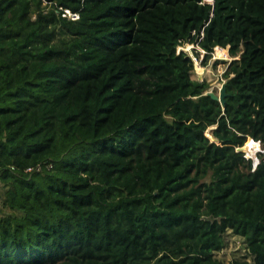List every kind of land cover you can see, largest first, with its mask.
I'll use <instances>...</instances> for the list:
<instances>
[{
  "label": "trees",
  "instance_id": "obj_1",
  "mask_svg": "<svg viewBox=\"0 0 264 264\" xmlns=\"http://www.w3.org/2000/svg\"><path fill=\"white\" fill-rule=\"evenodd\" d=\"M185 44L228 48L224 106ZM249 137L264 0H0V264H264Z\"/></svg>",
  "mask_w": 264,
  "mask_h": 264
},
{
  "label": "rangeland",
  "instance_id": "obj_2",
  "mask_svg": "<svg viewBox=\"0 0 264 264\" xmlns=\"http://www.w3.org/2000/svg\"><path fill=\"white\" fill-rule=\"evenodd\" d=\"M184 49L188 51L190 54L193 55L196 54L192 44H185ZM196 49L200 52L201 56L202 54L205 53V51L201 49L199 46H197ZM220 51L223 52L222 55H218L217 48H215V50L211 55V58L208 60L206 64L202 60H199V63L204 68L199 70L198 73L196 72L193 73V78H200L202 76V79H206L207 81L213 83L212 88H216L217 92H219L222 82L226 80L223 75L224 70L226 68L225 61H228L229 59L232 58L228 52H225L224 50H220ZM1 186H2V182L0 181V189ZM1 206H2V202L0 199V208ZM226 243H227L226 247L223 250L218 251L216 253L218 257L224 259L226 262L234 259L235 257H241L245 254L246 246L243 237L229 232V234L227 235Z\"/></svg>",
  "mask_w": 264,
  "mask_h": 264
},
{
  "label": "water",
  "instance_id": "obj_3",
  "mask_svg": "<svg viewBox=\"0 0 264 264\" xmlns=\"http://www.w3.org/2000/svg\"><path fill=\"white\" fill-rule=\"evenodd\" d=\"M215 48L228 52V48H223L222 46H219V45L216 46ZM227 83H228V79L222 82L219 92H215L213 90L208 91V94H210V96L213 99L219 100L223 106L225 105V102H226ZM236 150L243 152V156L246 159L252 161L253 169H256L257 166L262 161V157L260 156V154L264 153V147L262 146V142L259 139H255L254 137H249V139L243 145L237 146Z\"/></svg>",
  "mask_w": 264,
  "mask_h": 264
},
{
  "label": "built area",
  "instance_id": "obj_4",
  "mask_svg": "<svg viewBox=\"0 0 264 264\" xmlns=\"http://www.w3.org/2000/svg\"><path fill=\"white\" fill-rule=\"evenodd\" d=\"M63 15L67 16L69 19H77L79 17V12L77 11H72L71 9L68 8H63ZM194 64H195V68H194V72L198 73L199 70L203 69L204 67L199 63V60H203V56L204 54H202V56H197L196 54H190ZM199 57V58H198ZM199 75V74H198ZM202 79V76L200 77ZM52 165H49V167H51ZM41 170L42 169V165L38 164L37 166H35V168L33 166L28 167L27 170Z\"/></svg>",
  "mask_w": 264,
  "mask_h": 264
},
{
  "label": "bare ground",
  "instance_id": "obj_5",
  "mask_svg": "<svg viewBox=\"0 0 264 264\" xmlns=\"http://www.w3.org/2000/svg\"><path fill=\"white\" fill-rule=\"evenodd\" d=\"M188 48V47H187ZM221 49H218L217 48V53H218V55H222L223 54V52L222 51H220ZM228 57V56H227Z\"/></svg>",
  "mask_w": 264,
  "mask_h": 264
},
{
  "label": "clouds",
  "instance_id": "obj_6",
  "mask_svg": "<svg viewBox=\"0 0 264 264\" xmlns=\"http://www.w3.org/2000/svg\"><path fill=\"white\" fill-rule=\"evenodd\" d=\"M190 54V53H189ZM191 56V55H190ZM198 56V55H197ZM200 79V78H199Z\"/></svg>",
  "mask_w": 264,
  "mask_h": 264
}]
</instances>
